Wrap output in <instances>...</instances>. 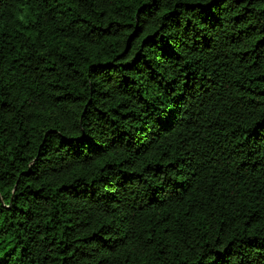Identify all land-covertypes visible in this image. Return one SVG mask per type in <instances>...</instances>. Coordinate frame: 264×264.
Wrapping results in <instances>:
<instances>
[{
    "label": "trees",
    "instance_id": "1",
    "mask_svg": "<svg viewBox=\"0 0 264 264\" xmlns=\"http://www.w3.org/2000/svg\"><path fill=\"white\" fill-rule=\"evenodd\" d=\"M0 264H264V0H0Z\"/></svg>",
    "mask_w": 264,
    "mask_h": 264
}]
</instances>
